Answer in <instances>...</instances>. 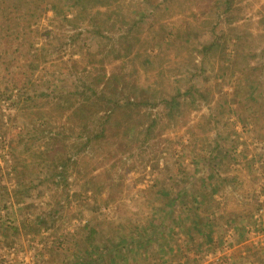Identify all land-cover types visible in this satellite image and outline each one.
<instances>
[{
	"label": "rangeland",
	"instance_id": "rangeland-1",
	"mask_svg": "<svg viewBox=\"0 0 264 264\" xmlns=\"http://www.w3.org/2000/svg\"><path fill=\"white\" fill-rule=\"evenodd\" d=\"M263 175L264 0H0V264H264Z\"/></svg>",
	"mask_w": 264,
	"mask_h": 264
},
{
	"label": "built area",
	"instance_id": "built-area-1",
	"mask_svg": "<svg viewBox=\"0 0 264 264\" xmlns=\"http://www.w3.org/2000/svg\"><path fill=\"white\" fill-rule=\"evenodd\" d=\"M260 211L258 214L255 215V224L254 227L251 228L250 233L253 234L254 236L259 235L262 231L264 233V222L262 220L263 216L261 215ZM13 264H25V261L23 259H19L13 262Z\"/></svg>",
	"mask_w": 264,
	"mask_h": 264
},
{
	"label": "crops",
	"instance_id": "crops-1",
	"mask_svg": "<svg viewBox=\"0 0 264 264\" xmlns=\"http://www.w3.org/2000/svg\"><path fill=\"white\" fill-rule=\"evenodd\" d=\"M263 177H264V175H263ZM141 246H142V244H140ZM146 245L147 244H145L144 246L146 247ZM143 250H147V249H145L144 247L142 248V251ZM101 256V255H100ZM149 257V256H148ZM124 260H123V264H125L124 262H130V258L129 257H124L123 258ZM143 261H144V259H143ZM99 262V257L98 256H95V257H85V259H81L80 260V264H93V263H98ZM114 263L116 264V262L114 261ZM136 264L138 263V264H143V262H142V259H141V256H139L138 258H136V262H135Z\"/></svg>",
	"mask_w": 264,
	"mask_h": 264
},
{
	"label": "trees",
	"instance_id": "trees-1",
	"mask_svg": "<svg viewBox=\"0 0 264 264\" xmlns=\"http://www.w3.org/2000/svg\"><path fill=\"white\" fill-rule=\"evenodd\" d=\"M98 1H99V2L103 1L104 4H108L111 0H98ZM204 48L207 50L208 48H210V46H209V45H208L207 47L204 46ZM101 132H102V131H101ZM101 132H100V133H101ZM95 136H97V135H95ZM63 164H64V163L62 162V166H61V167L64 168Z\"/></svg>",
	"mask_w": 264,
	"mask_h": 264
}]
</instances>
